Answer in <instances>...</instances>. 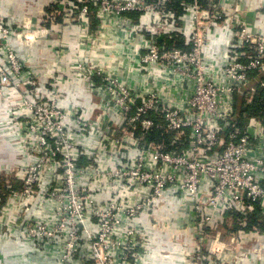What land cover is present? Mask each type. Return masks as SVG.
Listing matches in <instances>:
<instances>
[{"label": "built area", "instance_id": "built-area-1", "mask_svg": "<svg viewBox=\"0 0 264 264\" xmlns=\"http://www.w3.org/2000/svg\"><path fill=\"white\" fill-rule=\"evenodd\" d=\"M169 1L60 0L46 13L54 27L61 16L65 24H84L95 7L103 24L118 21L141 40L146 53L138 55L140 71L164 80L166 86L187 83L186 101L166 103L158 93L124 84L108 68L78 61L75 70L93 84L101 100L102 123L61 109L57 84L48 83L50 92L41 93L44 81L29 54L14 46L15 41L25 44L23 28L30 25L20 27L0 16V141L10 140L16 155L0 163V179L8 189L5 199L0 197V239H11L25 258L51 247L58 264H144L149 255L139 218L169 192L183 203L196 204L191 235L200 241L187 252L185 264H247L251 256L256 259L252 264H264V231L248 230L251 213L259 209L264 215V121L251 118L241 129L235 120L236 96L246 95L251 103L256 91L253 71L264 77V33L248 25L246 16L252 10L243 5L248 0H194L178 17L169 10ZM138 12L147 15L139 26L129 17ZM216 29L229 30L233 39L223 57L213 58L216 38L210 33ZM51 33L42 28L39 37L45 40ZM175 35L189 48H169ZM52 68L49 78L54 80ZM151 113L174 133V149L136 136L138 126L142 131L160 128L148 117ZM117 117L127 128L123 137L111 126ZM77 131L97 135L96 156L113 155L112 167L101 168L104 158L84 148ZM184 141L188 147L181 150ZM198 143L205 157L196 168L191 160ZM91 171L96 183L89 179L82 184L81 178ZM100 180L109 190L105 202L97 201L103 191ZM230 211L241 215L242 227L224 242L207 229H215ZM161 254L167 257L166 251Z\"/></svg>", "mask_w": 264, "mask_h": 264}, {"label": "crops", "instance_id": "crops-1", "mask_svg": "<svg viewBox=\"0 0 264 264\" xmlns=\"http://www.w3.org/2000/svg\"><path fill=\"white\" fill-rule=\"evenodd\" d=\"M56 1L60 0H0V16L15 21L20 27L27 22L26 26L30 25L29 29L23 28V34L27 36L25 44L15 41L14 46L20 53L29 54L34 71L40 74L42 81H44L42 83L44 88L41 89V93L50 92L48 83L57 84L62 97L59 103L61 109L67 112H78L92 123H102L101 120L99 121V116L103 115L104 112L101 109V100L98 94L92 89L93 84L82 77L81 72L74 68L78 61L82 62L83 60L91 61L95 65L116 72L120 81L133 89L160 94L166 103L172 102L179 105L186 101L189 94V91L186 90L187 83L180 81L178 87L166 86L164 80H160L155 75L149 76L146 72L138 69V55L144 56L146 51L140 47L141 40L133 38L130 31L122 28L118 21L113 20L103 24L97 18V8L92 7L93 13L88 22L83 24L77 20L72 24H65L63 16H61L58 18V27H54L57 24L53 25L50 21H46L45 15L47 12H51V5ZM243 5L246 6V10L249 8L252 10L246 16L250 28L264 33V0H248ZM129 17L137 26L142 25L147 20V15L140 12L131 13ZM42 28L52 29L48 39L43 40L39 37ZM213 33L210 35L212 34L211 38H216V44L210 54L213 58L223 57L233 39V34L229 30L217 29L215 34ZM88 37L93 38L94 42H84ZM53 65L52 70L55 72L56 79L51 80L49 77ZM179 80L177 77L175 83ZM93 81L101 84L99 77H94ZM123 122L121 117H117L111 125H114L118 137H123V132L127 129ZM77 132L84 148L95 153L96 156L100 148L97 135L92 134V132ZM9 141L7 139L0 141V163L2 164L16 158L15 150H12L13 148L11 149L8 145ZM132 152L134 153V151ZM101 156L97 155L96 157L104 158ZM108 160L112 163L114 156L108 155ZM87 163L84 159L82 165L85 166ZM91 175H93V171L84 179L88 181ZM101 193L104 194L101 200L105 202L108 199L109 190L101 191ZM195 207L194 202L183 203L177 195L172 196L168 192L158 202L153 213L150 214L149 212V215L144 214L139 218V224L147 237V244H150L153 249L150 250L151 257L148 256V260L151 258V264L186 263L187 252L193 250L195 247L193 243L196 244L200 241V238L191 235V224L196 213ZM37 212V215H41ZM42 215L51 219L47 213H42ZM228 215L229 212L224 215L222 220L216 222L215 229H207V232L212 235L218 233L224 242L231 239L232 232L236 233L242 227L241 218L237 220V228H232L233 221ZM90 227L95 228L94 223ZM251 229L253 228L248 230ZM84 235L82 233V236ZM4 240L5 238L0 239V264H58L57 257L53 254L55 250L51 247L44 253L35 252L25 258L23 252L17 248L11 239L7 242ZM162 251L167 252L165 259L162 258ZM138 260V258L132 259L134 262ZM146 260L144 264H150V261L146 262ZM245 262L252 264L256 262V259L251 256ZM240 264H244V261Z\"/></svg>", "mask_w": 264, "mask_h": 264}, {"label": "trees", "instance_id": "trees-1", "mask_svg": "<svg viewBox=\"0 0 264 264\" xmlns=\"http://www.w3.org/2000/svg\"><path fill=\"white\" fill-rule=\"evenodd\" d=\"M194 0H170L168 3V8L171 12L176 14V17L185 13L186 4L192 3ZM206 2V0H203ZM169 48H181L188 49L187 45L181 35H175V37L167 43ZM253 86L255 87V93L252 97L251 103H248L246 95L236 96L235 98V114L236 122L238 127L244 129L245 125L251 118H258L264 121V77L259 75L258 72L253 71ZM262 80L263 85L260 81ZM149 118L154 119L161 126L156 127L148 131H142L141 127L138 126L136 130L137 137H143L147 144L159 145L166 150L174 149V133H169L164 127V119L153 113L148 115ZM188 145L184 142L180 145L181 150H184ZM8 189L6 188L5 179H0V197L5 199ZM228 217L233 221L232 228H237V220L241 219V215L235 211H230ZM257 228L258 230L264 231V215L259 209L254 211L249 216L248 229Z\"/></svg>", "mask_w": 264, "mask_h": 264}, {"label": "rangeland", "instance_id": "rangeland-1", "mask_svg": "<svg viewBox=\"0 0 264 264\" xmlns=\"http://www.w3.org/2000/svg\"><path fill=\"white\" fill-rule=\"evenodd\" d=\"M26 52H28L27 50H26ZM196 148H197V151L195 152V154L193 155V157H192V160H191V165L193 166V167H196V168H198V166H203V165H201L202 163H203V161H204V155H202L201 153V148H200V144L198 143L197 145H196ZM218 148H220V147H218ZM201 154V155H200ZM200 155V156H199ZM200 159H202L203 161H201ZM199 164V165H198ZM101 168L102 169H107V168H110V167H112V165H113V162L111 163L109 160H108V158L107 159H103V162H101ZM97 169V168H96ZM197 171V170H196ZM81 183L82 184H84V185H86L87 184V180L86 179H84V178H81ZM89 183H96L95 181H93L92 180V178H90V180H89ZM53 184H55V182H53ZM97 184H98V187H100L101 189H103V191L105 190V188L104 187H106V185L105 184H103L102 183V180H100V182H97ZM109 186H111V185H109ZM112 187V186H111ZM103 193H101V192H98V194H97V201L98 202H103L101 199L103 198ZM108 199H109V196H108ZM107 201V200H106ZM154 210H155V208H152V209H150L148 212H147V215H149V212H150V214H151V212L153 213L154 212ZM233 233V232H232ZM148 242H146L145 244H146V248H147V250L149 249V251L151 250H153L152 248H151V245L149 244H147ZM148 245V246H147ZM147 252L148 253V255H149V257H151V251L150 252ZM151 260V258L148 260V258H147V260H146V262H148V261H150ZM150 264H151V261L149 262Z\"/></svg>", "mask_w": 264, "mask_h": 264}]
</instances>
